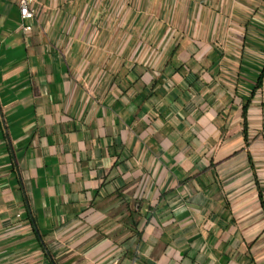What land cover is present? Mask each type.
<instances>
[{"label":"crops","instance_id":"crops-1","mask_svg":"<svg viewBox=\"0 0 264 264\" xmlns=\"http://www.w3.org/2000/svg\"><path fill=\"white\" fill-rule=\"evenodd\" d=\"M33 8L0 0V264H264V0Z\"/></svg>","mask_w":264,"mask_h":264},{"label":"built area","instance_id":"built-area-1","mask_svg":"<svg viewBox=\"0 0 264 264\" xmlns=\"http://www.w3.org/2000/svg\"><path fill=\"white\" fill-rule=\"evenodd\" d=\"M35 0H18L20 18L23 21H33L35 19V10L33 8ZM21 29L24 32H30L32 29L31 25H21Z\"/></svg>","mask_w":264,"mask_h":264},{"label":"trees","instance_id":"trees-1","mask_svg":"<svg viewBox=\"0 0 264 264\" xmlns=\"http://www.w3.org/2000/svg\"><path fill=\"white\" fill-rule=\"evenodd\" d=\"M263 74H264V70L262 71V73H261V75H260V77L258 79L257 86H259L261 84V80H262ZM245 109H246V107L244 106V111H243L244 126H245Z\"/></svg>","mask_w":264,"mask_h":264}]
</instances>
